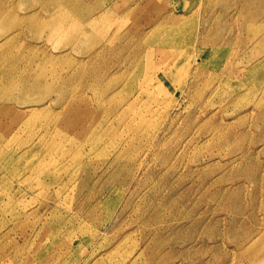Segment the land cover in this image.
Wrapping results in <instances>:
<instances>
[{"label": "rangeland", "instance_id": "obj_1", "mask_svg": "<svg viewBox=\"0 0 264 264\" xmlns=\"http://www.w3.org/2000/svg\"><path fill=\"white\" fill-rule=\"evenodd\" d=\"M45 2L0 0V264H264V0ZM57 83L79 124L16 103Z\"/></svg>", "mask_w": 264, "mask_h": 264}, {"label": "bare ground", "instance_id": "obj_2", "mask_svg": "<svg viewBox=\"0 0 264 264\" xmlns=\"http://www.w3.org/2000/svg\"><path fill=\"white\" fill-rule=\"evenodd\" d=\"M56 1H60V0H47V2H45L44 4H41L40 6V9H39V12H36V13H32L30 14L29 16H27V19L28 21H30V19L32 18H35L40 12H42L44 15H47L48 13V9H52V8H55L56 4L55 2ZM49 6V8H48ZM7 15H11L10 14V11L6 13ZM5 14H3V16L0 15V18H3ZM49 15V14H48ZM95 19H92V20H89L87 21V24L89 25H92V23H95ZM41 24H44V25H41L40 27L41 28H44L45 27V23L46 22H40ZM52 28L49 27V31L50 32H53L55 34H57L59 37H64V39L68 40L69 42H72L73 44H75L76 46H79V45H85L86 48H90L88 49L87 51H83V53H85L88 57H90V60H91V66L94 67V65H100L104 62L105 58H106V55H107V51H108V48L107 46L112 42V37L108 38V34L106 33V31H104L103 33H97L96 34V40L95 41H92V35L91 33H89L90 31H88V34L84 35L83 37L81 38H75V35L72 34V29H73V25L72 26H68L67 24H64V23H50ZM160 25H162L163 23L160 22L159 23ZM164 25V24H163ZM26 28H28V30H34L36 28V25H31V26H27ZM106 34V35H105ZM100 37H105V39L101 40ZM108 38V39H107ZM100 40V44L99 46L94 49V45L96 44V41H99ZM157 40L155 39L153 42H156ZM264 44V42H263ZM91 49L93 51H91ZM264 49V48H263ZM98 57V59L94 60L93 56H91L92 54H95ZM102 54V55H101ZM14 59L17 58V56L15 57H12ZM6 59V58H5ZM93 69V68H92ZM92 72V71H91ZM93 73V72H92ZM72 78V77H71ZM71 78L69 77L67 82H63V84L65 86H69L70 85V82H71ZM192 78L193 80L196 78V75L193 74L192 75ZM89 79H94V81H96L95 77L94 76H91L89 77ZM103 85V84H102ZM190 85H193V81L190 83ZM110 86V83H106L103 85L104 89H108ZM31 91V92H36L37 90H35L33 87L30 89L29 86H25V89L24 91ZM47 93H42L43 95H41V93L39 94V97L37 98H32L30 99V96L31 94L30 93H23L22 95H20L19 99L16 100V103L17 104H26V103H35V104H41L44 102V100L46 99V97L48 98L49 100V104H52L53 106H58L59 108H61L64 113H65V119H70L71 120V124L74 125V124H79L77 123V121H75V115H74V111L72 109V106L74 105V94L75 93H63L64 91H62V85L60 83H57L56 85H54V87H51L50 89H46ZM66 91V90H65ZM37 92H44L43 89H38ZM14 94V93H13ZM29 96V97H26V96ZM54 97V98H53ZM53 98V99H52ZM239 98V97H238ZM242 98V97H240ZM236 100V99H235ZM238 100V99H237ZM236 100V101H237ZM235 101V102H236ZM124 102V101H123ZM233 103V102H232ZM125 104L126 102L123 103V105L120 106V108L118 107L119 105H116L111 111H109V113L107 112V114L105 115L106 116V119L104 120L106 123H105V127L108 128L109 126H112L113 124L117 123L120 121L121 117L123 116L124 112H125ZM133 104V101H129V103H127V106L128 108H130V106ZM96 105L97 107H100L102 106V102L101 100H98L96 102ZM264 110V109H261V111ZM211 129V128H210ZM227 129V128H226ZM229 129V128H228ZM227 129V130H228ZM84 130H82V132H84ZM230 131V130H228ZM81 132V133H82ZM95 134L92 135V140H95V139H99V138H102V136L104 135V131H94ZM202 132V131H201ZM200 132V133H201ZM210 132V130H209ZM214 132V130H213ZM212 132V134H213ZM226 132V131H225ZM215 133V132H214ZM224 133V132H223ZM230 133V132H229ZM222 134V132H221ZM233 134V133H232ZM196 135H198L196 133ZM195 135V136H196ZM208 135V133L206 134ZM211 135V134H210ZM214 135V134H213ZM234 135V134H233ZM199 136V135H198ZM193 136H191L192 138ZM194 138V137H193ZM189 139L191 140L190 142H192V140L194 139ZM200 139V137H198ZM202 138V137H201ZM210 138V136H209ZM211 139H213L211 137ZM189 140H188V143H189ZM196 141V139H195ZM207 141V140H206ZM210 141V140H209ZM193 143V142H192ZM209 143V142H207ZM208 145V144H207ZM31 150L30 148V145L27 147V152H29ZM250 154V153H249ZM117 156H123L122 152L119 153ZM240 159L243 160L245 159V161L247 160L248 156L246 154V152L242 151L241 155H240ZM13 158V155H8V156H3L1 157V160H2V164L3 165H7L8 162ZM250 176H254L255 175V172L254 171H251L250 173ZM200 221H197L198 224ZM248 237H244V239H247ZM247 241V240H246ZM244 240V244H246L247 242H250V239L248 238V241L246 242ZM246 242V243H245ZM249 247V246H248ZM247 247V248H248Z\"/></svg>", "mask_w": 264, "mask_h": 264}]
</instances>
